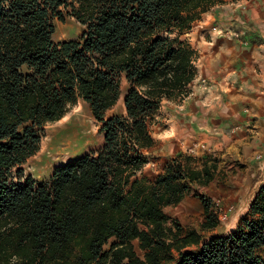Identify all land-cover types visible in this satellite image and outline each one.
I'll list each match as a JSON object with an SVG mask.
<instances>
[{
  "label": "trees",
  "instance_id": "16d2710c",
  "mask_svg": "<svg viewBox=\"0 0 264 264\" xmlns=\"http://www.w3.org/2000/svg\"><path fill=\"white\" fill-rule=\"evenodd\" d=\"M236 1L0 0V264H264V184L236 229L202 243L168 225L164 209L207 185L216 164L181 153L154 177L142 173L156 156L157 113L197 76L185 35ZM67 16L82 33L56 42ZM123 79L124 114L106 117ZM79 102L101 124V146L23 181L45 126ZM199 199L201 229L216 228L212 199Z\"/></svg>",
  "mask_w": 264,
  "mask_h": 264
},
{
  "label": "crops",
  "instance_id": "0c3cea01",
  "mask_svg": "<svg viewBox=\"0 0 264 264\" xmlns=\"http://www.w3.org/2000/svg\"><path fill=\"white\" fill-rule=\"evenodd\" d=\"M247 4H229L214 15L222 27L234 28L209 31L213 40L201 51L190 92L172 116L180 141L171 157L188 152L216 164L207 185L192 187L222 186L234 195L245 194L264 170V0Z\"/></svg>",
  "mask_w": 264,
  "mask_h": 264
},
{
  "label": "rangeland",
  "instance_id": "374dc122",
  "mask_svg": "<svg viewBox=\"0 0 264 264\" xmlns=\"http://www.w3.org/2000/svg\"><path fill=\"white\" fill-rule=\"evenodd\" d=\"M247 2L248 0H238L229 4H240L242 7L247 6ZM234 8L235 6H230L226 9L232 11ZM237 9L239 10L241 8ZM232 28H234V25L222 27L219 21L215 20V16L211 12L204 14L199 21H196L185 37L188 38L193 48L197 51V61L200 58L201 51L204 50L207 43L213 40L211 38L213 36L209 31L214 32L213 29ZM82 29L83 27L81 24L74 18L67 16L64 22H55L54 40L59 42L76 39L81 35ZM120 89V99L117 104L106 113V117L124 114L123 98L128 89V84L124 79L121 82ZM175 105L174 103L165 104L156 115L155 124L152 127L153 136L158 141L156 156L154 160H151L145 166L142 172L144 175L154 177L161 173L163 165L171 158L180 141L178 134L173 132L174 125L172 116L175 111ZM100 126L101 124L95 119L88 106L84 103L79 102L74 107H71L62 119L45 126L39 151L23 166V181L30 179L39 183L48 179L57 166L98 149L103 142ZM186 154L191 155L188 152H186ZM222 183H227V181L225 180ZM263 184L264 170L261 169L256 173V176H254L245 194L234 195V192H230L222 186L221 188L216 186L209 190L192 187L190 193H188L179 204L164 209V213L169 218L168 225L173 226L175 222L178 223L184 234L189 231L198 232L203 238L202 243L208 241L214 235H227L232 229H236L241 220L247 216L254 195ZM230 187H232V185H230ZM207 194L211 197L213 203L210 207L211 216L217 217L219 222L216 228L202 230L201 225L206 221L207 215L199 196ZM238 197L241 199L240 201H236ZM184 202L189 204V210L176 212L177 208ZM134 246L136 253L140 257H143L144 252L139 250L137 241L134 242ZM195 248L196 247H192L189 250H194ZM107 249L108 246L105 247V250Z\"/></svg>",
  "mask_w": 264,
  "mask_h": 264
},
{
  "label": "bare ground",
  "instance_id": "6f19581e",
  "mask_svg": "<svg viewBox=\"0 0 264 264\" xmlns=\"http://www.w3.org/2000/svg\"><path fill=\"white\" fill-rule=\"evenodd\" d=\"M61 122V121H60ZM63 122V121H62ZM70 128V127H69ZM77 128V127H76ZM65 131V130H64ZM78 131V130H77ZM52 132V131H51ZM60 133H62V132H60ZM67 133V132H66ZM53 134V133H52ZM80 134V133H79ZM58 135V134H57ZM77 135V134H76ZM83 136V135H82ZM53 137V136H52ZM73 137H76V136H73ZM52 139V138H51ZM80 140V139H79ZM73 141H74V139H73ZM77 141V140H76ZM57 142H58V140H57ZM46 144V143H45ZM48 145V144H47ZM69 145H72V144H69ZM43 146V145H42ZM74 146V145H73ZM54 147V146H53ZM47 148V147H46ZM58 148V147H57ZM56 148V149H57ZM66 148V147H65ZM74 148V147H73ZM63 149V148H62ZM41 150H42V148H41ZM48 150V149H47ZM60 150V149H59ZM68 150V149H67ZM43 151V150H42ZM46 151V150H45ZM50 151H51V149H50ZM54 151V150H53ZM70 151H72V150H70ZM45 153V152H44ZM49 157V156H48ZM56 158V157H55ZM189 204L187 203V202H184V203H182V205H180L178 208H177V210H176V212L178 211H188L189 210ZM233 230V229H232Z\"/></svg>",
  "mask_w": 264,
  "mask_h": 264
},
{
  "label": "built area",
  "instance_id": "2783aa9c",
  "mask_svg": "<svg viewBox=\"0 0 264 264\" xmlns=\"http://www.w3.org/2000/svg\"><path fill=\"white\" fill-rule=\"evenodd\" d=\"M262 156H263V153H261V154L257 155V156H256V159H261V158H262Z\"/></svg>",
  "mask_w": 264,
  "mask_h": 264
}]
</instances>
